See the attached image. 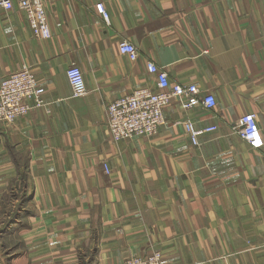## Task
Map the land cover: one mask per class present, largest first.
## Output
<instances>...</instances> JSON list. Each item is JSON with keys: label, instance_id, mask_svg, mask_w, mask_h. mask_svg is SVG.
Here are the masks:
<instances>
[{"label": "crops", "instance_id": "obj_1", "mask_svg": "<svg viewBox=\"0 0 264 264\" xmlns=\"http://www.w3.org/2000/svg\"><path fill=\"white\" fill-rule=\"evenodd\" d=\"M43 2L49 38L0 7V81L27 64L45 87L43 106L0 125V264H117L155 250L171 264H264V145L235 129L252 112L264 134V0ZM148 60L217 104L172 99L156 133L114 140L107 105L157 89ZM187 118L218 128L197 145Z\"/></svg>", "mask_w": 264, "mask_h": 264}, {"label": "built area", "instance_id": "obj_2", "mask_svg": "<svg viewBox=\"0 0 264 264\" xmlns=\"http://www.w3.org/2000/svg\"><path fill=\"white\" fill-rule=\"evenodd\" d=\"M15 6L27 13L33 33L42 38L52 35L48 20L47 8L43 0H0V7L11 10ZM96 10L109 22V12L105 3L95 4ZM121 53L131 60L137 59L139 50L128 40L119 45ZM147 69L157 79V89L140 86L132 93L122 95L107 105V125L114 140L128 139L135 135H153L165 122V109L172 99H189L190 103L202 102L207 108L217 104L213 92L201 95L197 83H179L169 80L168 72L158 66L153 60H148ZM67 75L73 89L74 96H83L88 92L87 83L81 67L71 63L67 68ZM45 87L41 85L27 64L13 71L0 81V125L8 127L15 120L26 115L34 106H43ZM192 142L199 145V135L202 132L214 131L217 125H208L202 129L195 126L190 119L182 121ZM235 129L247 141L251 148H260L264 145V134L255 113L248 112L241 115ZM107 173L110 167L104 163ZM117 264H171L163 259L160 251H153L146 255H131Z\"/></svg>", "mask_w": 264, "mask_h": 264}, {"label": "rangeland", "instance_id": "obj_3", "mask_svg": "<svg viewBox=\"0 0 264 264\" xmlns=\"http://www.w3.org/2000/svg\"><path fill=\"white\" fill-rule=\"evenodd\" d=\"M0 221H1V219H0ZM13 240H10L9 242H12Z\"/></svg>", "mask_w": 264, "mask_h": 264}]
</instances>
